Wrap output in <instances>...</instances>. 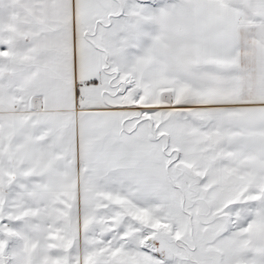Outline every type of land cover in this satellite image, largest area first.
Masks as SVG:
<instances>
[{
	"label": "snow or ice",
	"instance_id": "6c2138e0",
	"mask_svg": "<svg viewBox=\"0 0 264 264\" xmlns=\"http://www.w3.org/2000/svg\"><path fill=\"white\" fill-rule=\"evenodd\" d=\"M0 264H264V0H0Z\"/></svg>",
	"mask_w": 264,
	"mask_h": 264
}]
</instances>
